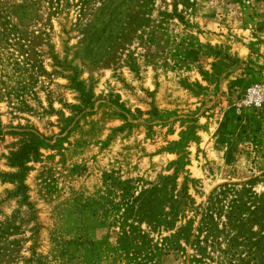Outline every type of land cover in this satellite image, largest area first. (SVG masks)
Wrapping results in <instances>:
<instances>
[{"label": "rangeland", "instance_id": "rangeland-1", "mask_svg": "<svg viewBox=\"0 0 264 264\" xmlns=\"http://www.w3.org/2000/svg\"><path fill=\"white\" fill-rule=\"evenodd\" d=\"M264 0H0V264H264Z\"/></svg>", "mask_w": 264, "mask_h": 264}, {"label": "built area", "instance_id": "built-area-1", "mask_svg": "<svg viewBox=\"0 0 264 264\" xmlns=\"http://www.w3.org/2000/svg\"><path fill=\"white\" fill-rule=\"evenodd\" d=\"M244 101L248 106H260L264 103V83L254 84L249 87Z\"/></svg>", "mask_w": 264, "mask_h": 264}]
</instances>
